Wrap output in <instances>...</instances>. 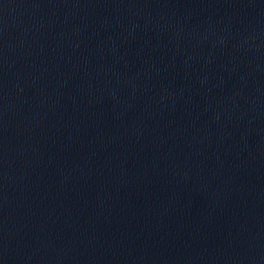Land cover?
Segmentation results:
<instances>
[{
    "label": "water",
    "instance_id": "water-1",
    "mask_svg": "<svg viewBox=\"0 0 264 264\" xmlns=\"http://www.w3.org/2000/svg\"><path fill=\"white\" fill-rule=\"evenodd\" d=\"M0 264H264V0H0Z\"/></svg>",
    "mask_w": 264,
    "mask_h": 264
}]
</instances>
